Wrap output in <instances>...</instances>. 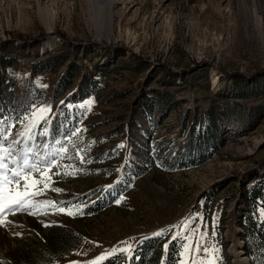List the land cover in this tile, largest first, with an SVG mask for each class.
Instances as JSON below:
<instances>
[{
	"label": "rangeland",
	"instance_id": "rangeland-1",
	"mask_svg": "<svg viewBox=\"0 0 264 264\" xmlns=\"http://www.w3.org/2000/svg\"><path fill=\"white\" fill-rule=\"evenodd\" d=\"M56 54L64 65L37 74ZM0 56L14 60L0 171L28 175L4 183V195L39 190L32 201L55 202L0 215V264H99L157 232L160 256L167 241L181 242L177 264L243 256L239 180L264 172V0H0ZM69 63L75 79L63 96L87 71L100 89L64 104L54 89ZM208 109L222 147L200 165L169 168L178 162L167 156L184 152L180 124Z\"/></svg>",
	"mask_w": 264,
	"mask_h": 264
},
{
	"label": "trees",
	"instance_id": "trees-1",
	"mask_svg": "<svg viewBox=\"0 0 264 264\" xmlns=\"http://www.w3.org/2000/svg\"><path fill=\"white\" fill-rule=\"evenodd\" d=\"M23 39V38H22ZM62 41H65L61 38ZM25 41V39H23ZM69 44V47H72ZM65 59L61 54L53 56L47 55L43 60L35 64L34 69L37 74L55 71L64 65ZM14 63L13 58L0 56V117L4 114L7 107H12V78L5 73V69ZM73 63L64 66L60 77L56 83L54 93L57 97L63 96L71 88L75 74L72 71ZM264 73V70H262ZM96 74L87 71L82 75L77 88L71 90L63 96V103H76L82 101L100 89V77L94 78ZM231 78L239 80L242 75L238 73L231 74ZM221 120L212 109L205 112L204 118L194 119L187 124L182 122L179 126L180 132L185 131L184 152L177 156L170 154L168 161H175L178 164H169V168H187L200 165L213 157L222 147V139L218 134ZM138 175V174H135ZM247 180V182H246ZM240 185L246 191L245 197H242V206H239V213L236 216L237 223L244 227L243 245L246 255L250 258L252 264H257L260 257L264 258V218L253 217L249 209L259 207L264 212V172L258 174L256 171H250L243 179H240ZM249 182V184H247ZM118 194H115L105 204L110 205ZM104 205V206H105ZM240 235V234H239ZM241 236V235H240ZM162 236H148L141 239L134 247L132 253L125 257L123 254H114L107 257L99 264H115L116 259L124 256V264H177L180 260L181 242L178 239L167 241V248L163 252L159 250L162 246ZM163 248V247H162Z\"/></svg>",
	"mask_w": 264,
	"mask_h": 264
},
{
	"label": "snow or ice",
	"instance_id": "snow-or-ice-1",
	"mask_svg": "<svg viewBox=\"0 0 264 264\" xmlns=\"http://www.w3.org/2000/svg\"><path fill=\"white\" fill-rule=\"evenodd\" d=\"M45 111H48V109H44V108L39 109L40 113H43ZM36 115L37 113L35 112L32 114L33 117H35ZM41 119H43V116H41ZM77 131H79V129ZM41 134H44V133H41ZM18 135H23V133H18ZM73 135H76V133L74 132ZM5 151H8V149L0 148V152H5ZM29 151H31V149H29ZM3 161H4V157L0 156V170L8 169V165L4 163ZM25 163H27V161H25ZM12 175L15 179H9L8 176L4 175L3 171H0V215H4L6 212L10 211L11 209H16L17 211H21V210H26L27 208L31 207L35 211V210H39L38 206L55 205V202L53 201H43V202L32 201L31 197L35 195H39L40 194L39 190L33 191V192H29V191L16 192L15 194H12L11 190L9 189V194L5 196L4 188H3L4 183H8V184L16 183L17 185H19V178L21 176H23L25 180L28 179V175L24 173L23 169H21L20 171H13ZM35 183L36 182H33V184ZM107 187L110 188L111 185ZM25 188H27V185H25ZM55 191H62V190L55 189ZM117 203H120V201H117ZM59 211H65V209L60 208ZM69 214H72V213L69 212ZM0 223H4V221L0 220ZM17 235H19V233H17ZM153 235L159 236L161 235V232L153 233ZM197 247L199 249V245H197ZM165 248H167V245H165ZM126 250L127 249H119L120 252H124ZM203 251L208 252V249H203ZM103 258H104L103 256L96 257V260L99 261ZM73 264H76V262H73ZM90 264H92V262H90Z\"/></svg>",
	"mask_w": 264,
	"mask_h": 264
},
{
	"label": "bare ground",
	"instance_id": "bare-ground-1",
	"mask_svg": "<svg viewBox=\"0 0 264 264\" xmlns=\"http://www.w3.org/2000/svg\"><path fill=\"white\" fill-rule=\"evenodd\" d=\"M102 4H105V2L100 1ZM213 82H216V79L214 78ZM235 261V260H234ZM234 264H248L246 257H239L237 261H235Z\"/></svg>",
	"mask_w": 264,
	"mask_h": 264
},
{
	"label": "water",
	"instance_id": "water-1",
	"mask_svg": "<svg viewBox=\"0 0 264 264\" xmlns=\"http://www.w3.org/2000/svg\"><path fill=\"white\" fill-rule=\"evenodd\" d=\"M245 248H244V246L242 247V253H243V256H245L246 257V259H247V262H248V264H251V262L249 261V258L246 256V253H245V250H244Z\"/></svg>",
	"mask_w": 264,
	"mask_h": 264
}]
</instances>
